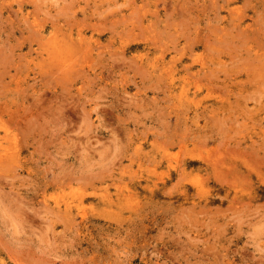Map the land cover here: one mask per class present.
I'll use <instances>...</instances> for the list:
<instances>
[{
	"label": "rangeland",
	"instance_id": "1",
	"mask_svg": "<svg viewBox=\"0 0 264 264\" xmlns=\"http://www.w3.org/2000/svg\"><path fill=\"white\" fill-rule=\"evenodd\" d=\"M0 264H264V0H0Z\"/></svg>",
	"mask_w": 264,
	"mask_h": 264
},
{
	"label": "bare ground",
	"instance_id": "2",
	"mask_svg": "<svg viewBox=\"0 0 264 264\" xmlns=\"http://www.w3.org/2000/svg\"><path fill=\"white\" fill-rule=\"evenodd\" d=\"M125 2H126V1H125ZM115 4H116V3H115ZM123 4H124V3H123ZM140 8H141V7H140ZM131 11H133V10H131ZM131 11H130V12H131ZM131 14H133V12L130 13V15H131ZM129 18H130V16H129ZM134 20H136V19H134ZM138 21H139V20H138ZM62 60H63V59H62ZM62 62H63V61H62ZM55 217H56V216H55Z\"/></svg>",
	"mask_w": 264,
	"mask_h": 264
}]
</instances>
